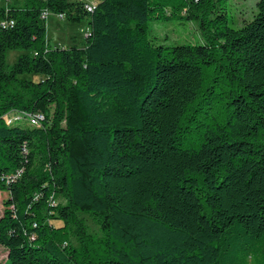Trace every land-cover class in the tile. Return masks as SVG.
Listing matches in <instances>:
<instances>
[{
	"label": "trees",
	"instance_id": "16d2710c",
	"mask_svg": "<svg viewBox=\"0 0 264 264\" xmlns=\"http://www.w3.org/2000/svg\"><path fill=\"white\" fill-rule=\"evenodd\" d=\"M217 1L0 0L9 264H264V0L239 28ZM44 12L87 20L82 46ZM174 16L206 42L156 44Z\"/></svg>",
	"mask_w": 264,
	"mask_h": 264
},
{
	"label": "rangeland",
	"instance_id": "374dc122",
	"mask_svg": "<svg viewBox=\"0 0 264 264\" xmlns=\"http://www.w3.org/2000/svg\"><path fill=\"white\" fill-rule=\"evenodd\" d=\"M94 3L96 0H87ZM259 0H218V9L225 12L228 17V24L234 28L243 26L251 21L257 13V2ZM168 14L170 9L167 10ZM214 14V13H213ZM88 21L79 23L70 22L58 15L49 14L47 17L48 40L53 46H69L74 42L82 46L88 33ZM150 38L156 44L178 45V44H202L206 42L199 28V21L196 19H186L183 17H171L170 19L159 18L150 21ZM21 50H10L7 52V62L13 63L17 60ZM28 78L39 80V74H27ZM9 193L0 189V216L4 209V200ZM53 196V195H52ZM51 201L54 203L63 201L62 198L56 199L53 196ZM89 230L96 234L102 233L101 224L88 213H82ZM60 224V222H54ZM8 262L7 250L0 245V264ZM9 264V262H8Z\"/></svg>",
	"mask_w": 264,
	"mask_h": 264
},
{
	"label": "built area",
	"instance_id": "2783aa9c",
	"mask_svg": "<svg viewBox=\"0 0 264 264\" xmlns=\"http://www.w3.org/2000/svg\"><path fill=\"white\" fill-rule=\"evenodd\" d=\"M93 5V4H92ZM92 5H88L87 6V8H88V10L89 11H91L92 9H93V6ZM48 15H49V13H47V12H44L43 14H42V17L44 18V19H47V17H48ZM60 17H62V15H59ZM34 117H36V116H34ZM42 116H40V118H41ZM36 119H37V122L39 121L38 120V117H36ZM16 178V175L15 176H2V177H0V181H5V182H7V181H10V180H12V179H15ZM52 203H54V202H52Z\"/></svg>",
	"mask_w": 264,
	"mask_h": 264
}]
</instances>
